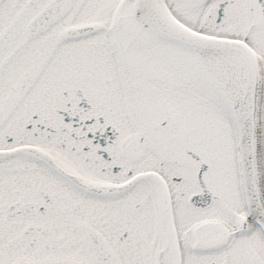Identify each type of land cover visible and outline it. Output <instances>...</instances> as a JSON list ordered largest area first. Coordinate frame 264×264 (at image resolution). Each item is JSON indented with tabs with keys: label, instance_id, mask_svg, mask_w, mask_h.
<instances>
[{
	"label": "snow or ice",
	"instance_id": "1",
	"mask_svg": "<svg viewBox=\"0 0 264 264\" xmlns=\"http://www.w3.org/2000/svg\"><path fill=\"white\" fill-rule=\"evenodd\" d=\"M0 264H264V0H0Z\"/></svg>",
	"mask_w": 264,
	"mask_h": 264
}]
</instances>
